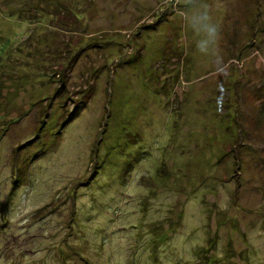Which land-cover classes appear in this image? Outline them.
<instances>
[{
  "label": "rangeland",
  "instance_id": "rangeland-1",
  "mask_svg": "<svg viewBox=\"0 0 264 264\" xmlns=\"http://www.w3.org/2000/svg\"><path fill=\"white\" fill-rule=\"evenodd\" d=\"M0 54V264H264V0H0Z\"/></svg>",
  "mask_w": 264,
  "mask_h": 264
},
{
  "label": "clouds",
  "instance_id": "clouds-1",
  "mask_svg": "<svg viewBox=\"0 0 264 264\" xmlns=\"http://www.w3.org/2000/svg\"><path fill=\"white\" fill-rule=\"evenodd\" d=\"M198 30L203 33L202 37L196 42L198 53L209 54L216 43L219 35V26L213 22L206 11L199 14Z\"/></svg>",
  "mask_w": 264,
  "mask_h": 264
},
{
  "label": "trees",
  "instance_id": "trees-1",
  "mask_svg": "<svg viewBox=\"0 0 264 264\" xmlns=\"http://www.w3.org/2000/svg\"><path fill=\"white\" fill-rule=\"evenodd\" d=\"M0 56H1V54H0ZM77 110H78V106L76 105V106H74V110L70 112V115L68 117H66L64 119V121H68V120L70 121L72 119V117L74 116V114L76 113ZM123 131H124V133L120 137H124L126 140H128L127 137H126L127 135H125V129L124 128H123ZM19 177L16 179V181L20 180Z\"/></svg>",
  "mask_w": 264,
  "mask_h": 264
}]
</instances>
